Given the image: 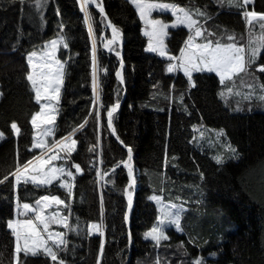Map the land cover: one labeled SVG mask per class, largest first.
I'll return each instance as SVG.
<instances>
[{"label": "trees", "instance_id": "trees-1", "mask_svg": "<svg viewBox=\"0 0 264 264\" xmlns=\"http://www.w3.org/2000/svg\"><path fill=\"white\" fill-rule=\"evenodd\" d=\"M165 1L206 10L211 18L205 17L204 23L225 41L228 35L239 38L246 32L243 10L227 0ZM103 4L108 17L123 31L125 83L115 76L119 58L103 48L102 35L110 38V28L89 5L105 105L98 127L95 116L88 115L93 99L91 40L79 0H47L42 9L35 6V0H0V130L4 133L0 138V264H15L14 237L6 222L15 217L16 190L14 177L7 181L3 177L16 167L17 147L21 162L38 151L31 148V114L39 105L25 79L26 54L39 51L45 41L62 34L70 48L61 45L58 52L67 62L66 75L55 137L48 138L49 144L86 116L88 122L76 134L77 151L72 154L84 169L76 174L71 202V222L79 217L80 231L66 233L68 248L60 251L59 257L66 264H98V257L99 264H156L158 258L160 264H195L196 259L204 264H264V100L250 106L224 99L220 94L223 85L215 73H194L193 87L182 71L166 72L169 60L145 50L147 38L130 0H103ZM253 8L264 11V0H252L247 9ZM168 32L167 49L178 56L189 30L178 26ZM254 63H264V50ZM249 73L264 83V72L252 67ZM117 98L121 103L114 124L120 139L133 148L137 176L129 223L124 219L128 210L126 169L112 171L126 158L127 149L108 129L106 117V107ZM13 120L21 128L18 136L11 130ZM201 128L206 129L204 141ZM214 132L219 133L227 150L210 145L208 141L218 144ZM217 155L223 157V163H217ZM97 168L109 173L105 181L113 182L99 181ZM153 193L186 205L181 217L184 231L170 228L168 239L159 246L145 238L157 219V206L149 199ZM43 194L66 196L58 182L40 188L29 183L19 188L22 202L34 203ZM101 196L106 242L99 256V237L87 234V223L101 219ZM19 264L58 261L39 251L35 255L21 253Z\"/></svg>", "mask_w": 264, "mask_h": 264}, {"label": "snow or ice", "instance_id": "snow-or-ice-1", "mask_svg": "<svg viewBox=\"0 0 264 264\" xmlns=\"http://www.w3.org/2000/svg\"><path fill=\"white\" fill-rule=\"evenodd\" d=\"M219 2V0H218ZM47 0H35V6L42 9ZM81 10L83 12L84 21L87 25L88 35L91 40V90H92V109L88 115L95 116L97 126H100L101 109L105 108L101 93L100 65L97 56V40L93 28V17L89 11V5H94L102 18L106 20V26L111 30L110 38L102 35L103 48L108 52L114 53L119 58V67L115 71V76L123 85L125 83L124 74V58L121 48L123 43V31L116 23H114L105 10L103 0H79ZM134 5L139 18L143 21V34L148 38L146 50L151 53H157L160 57H167L169 62L166 65V72L173 73L182 71L187 77L191 86H195L196 81L193 78L194 73L210 72L215 73L219 77L222 85L228 82H235L241 74L249 73L252 67L258 68L264 72V63L255 64L260 54V49L264 48V36L257 42L253 41L251 35L247 43L239 42L235 34L228 35L225 42L224 37L217 35L209 29L202 20L207 17L210 19L206 10L196 9L182 6L179 3H169L165 0H130ZM229 5H235L242 9V16L247 25L251 26V33L258 24L262 32H264V11H257L254 8L247 9L250 0H227ZM170 11L174 19L166 22L161 18H154L153 12ZM59 14V9H57ZM186 26L189 34L184 41V46L180 48L178 56L172 55L167 49L165 37L169 34V27ZM65 26L60 25L63 29ZM69 49L70 44L66 35H60L50 41L44 42V47L39 51H30L26 54V63L28 69L25 79L29 83L34 100L39 105V110L31 114V125L33 126L34 139L31 148L38 150L36 154H32L20 161L19 148L17 147L16 167L8 175L3 177L7 181L9 176L14 177L12 181L13 189L16 190L15 205L17 217L7 219L6 226L14 237L13 259L15 264H19L21 253L27 255L29 253L35 255L38 250L51 258L53 262L58 264H66L65 259L60 258L58 253L67 250L69 241L64 231L53 228V225L63 226L69 232L80 231L79 217L76 222H71L72 206L71 202L75 197V179L77 173H83L84 169L80 163L75 162L72 154L77 151L78 140L76 134L85 128L88 122L87 116L82 123H79L66 135L60 139H53V143L49 144L48 138L55 137V125L59 115V104L61 94L65 84L66 61L59 58L57 53L60 47ZM62 55V53H61ZM70 59V57H69ZM104 72L108 69L105 67ZM247 88L252 90L244 94L245 99H252L254 95L264 100V83L259 84L262 90L256 93L253 83H248ZM233 93L232 87H225L221 91V95ZM239 94V93H237ZM0 95L3 92L0 91ZM181 99L183 97L181 96ZM120 99L117 98L113 103L106 107L107 127L112 134L116 135V139L127 149L126 158L121 159L117 165L113 166V174L115 169L122 167L126 169L127 183L124 191L127 195V208L129 212L133 206V194L137 185V176L133 163V148L129 144L120 139L114 120L120 108ZM11 130L18 136L21 132L20 125L16 120L11 122ZM4 135L0 132V137ZM203 136V133H201ZM94 151L95 149H90ZM235 152V149L232 150ZM61 153L63 155H61ZM167 157V154H166ZM217 163H223V157L217 155L215 157ZM57 161H62L57 163ZM167 163V160L165 161ZM73 168L75 171H73ZM108 172H101L96 169V176L99 181L112 183L113 181H105ZM203 177V173L200 174ZM2 182V181H0ZM54 182L59 183V187L66 193L65 197L59 194H43L40 195L34 203L21 201L19 188L22 185L31 183L36 188L41 186H51ZM163 193V189L160 190ZM158 205L159 215L157 222L145 232V238L151 239L157 246L163 240L168 239L167 229L174 226L181 232L182 213L185 211L183 203H173L171 200H164L163 195L152 194L149 197ZM32 214V218H19L21 215L28 217ZM128 213H125L124 219L128 220ZM87 234L89 236L97 235L99 237V256L103 255L106 232L103 223V197L101 196V219L99 221H89L87 223ZM128 239L131 241L132 233L129 231ZM99 264V257H98ZM156 264H160L159 258ZM195 264H204L202 259H196Z\"/></svg>", "mask_w": 264, "mask_h": 264}, {"label": "rangeland", "instance_id": "rangeland-1", "mask_svg": "<svg viewBox=\"0 0 264 264\" xmlns=\"http://www.w3.org/2000/svg\"><path fill=\"white\" fill-rule=\"evenodd\" d=\"M252 0H250V2H251ZM165 2H169V3H178V2H174V1H165ZM182 5V4H181ZM249 5V4H248ZM247 5V6H248ZM90 6H93V7H95L94 5H91L90 4ZM182 6H185V7H188V8H191V9H193V10H196V9H200V10H202L201 8H196V7H194V6H186V5H182ZM246 6V7H247ZM138 14V13H137ZM139 16V15H138ZM169 16H170V18H169ZM153 17L154 18H161V19H164L166 22H170L172 19H174V17L172 16V14H171V12L170 11H165V12H160L159 10H156V11H154L153 12ZM141 20V19H140ZM141 22H142V33H143V28H144V24H143V21L141 20ZM202 22L204 23L205 22V20L203 19L202 20ZM171 27V26H170ZM169 27V28H170ZM178 27V26H177ZM184 27H186V26H184ZM251 26H247V29H246V32L244 33V34H242L239 38L238 37H236L237 38V40L239 41V42H242V43H247V41H248V39H249V36L251 35V37L253 38V41L254 42H257V41H259L260 39H261V37L262 36H264V32H262L261 30H260V28H259V25L257 24L256 26H255V28L252 30V32L250 33L249 32V28H250ZM110 34H111V30H110ZM111 36V35H110ZM146 37V36H145ZM147 38V37H146ZM147 40H148V38H147ZM147 40H146V46H147ZM50 41V40H49ZM225 42H227V41H225ZM146 46H145V50H146ZM263 50H264V48H261L260 49V54H259V56L257 57V59L260 57V55L262 54V52H263ZM147 51V50H146ZM149 52V51H148ZM151 53V52H150ZM155 54H157V53H155ZM57 55H58V53H57ZM158 55V54H157ZM163 58H166V59H168L167 57H163ZM248 83H253L254 84V89H255V92L258 94V93H260L262 90L259 88V84H260V82L259 81H257L256 80V77L253 75V74H250V73H246V74H241V76L240 77H238L236 80H235V82L233 83V82H228L227 83V85H223L222 86V89H221V91L222 90H224L225 89V87L227 86V87H232L233 88V93H231V94H228L226 91H225V94L222 96L224 99L225 98H228V100H232L233 102L234 101H236L235 102V104H238V105H246V104H249L250 106H253L254 104H252V102L253 101H256V100H258V101H263V100H261V99H259L258 98V95H254L253 96V98L252 99H245L244 98V94H246V93H248V92H250V91H252V90H250V89H248L247 88V84ZM237 93H239V94H237ZM205 128H201L200 130H199V132H200V134L201 133H203V136L205 135L204 134V132H205ZM0 132H2L1 130H0ZM34 132H35V130H34ZM214 135H217V137H216V140L217 141H215V142H217L218 144L217 145H215L214 143H213V141H208L209 143H210V145L211 146H214V147H218V146H220V148L221 149H223V150H227V147H225L223 144H221V136L219 135V133H217V132H214ZM209 136V135H208ZM3 137V136H2ZM2 137H0V138H2ZM201 138H202V140L204 141V138L201 136ZM61 155H63L62 153H61ZM62 161H57V163H61ZM154 194V193H153ZM155 194H157V193H155ZM125 195H126V193H125ZM152 195V194H151ZM150 195V196H151ZM157 195H161V194H157ZM126 197H127V195H126ZM164 200L165 201H167V199H165L164 198ZM173 203H182V202H179V201H174V200H171ZM154 202V201H153ZM155 203V202H154ZM156 204V203H155ZM157 206V210H158V205H156ZM184 207L186 208V205L184 204ZM159 215V211H158V213H157V216ZM15 217H17V212L15 213ZM19 218H32V214H29V216L28 217H24L23 215H21ZM156 222H157V219H156ZM155 222V223H156ZM154 223V224H155ZM53 228H57V230H60V231H64V232H68V230L67 229H64L63 228V226H56V225H53L52 226ZM170 228H175L174 226H170L168 229H167V232H168V230L170 229ZM149 230V229H148ZM147 230V231H148ZM168 237H169V232H168ZM150 239V238H149ZM39 251H42L43 252V250L42 249H40V250H38L37 252H39Z\"/></svg>", "mask_w": 264, "mask_h": 264}, {"label": "water", "instance_id": "water-1", "mask_svg": "<svg viewBox=\"0 0 264 264\" xmlns=\"http://www.w3.org/2000/svg\"><path fill=\"white\" fill-rule=\"evenodd\" d=\"M122 52H123V50H122ZM134 196H135V191H134V194H133V202H134ZM127 213H128V217H130V213H131V212H128V211H127ZM127 223H129V218H128V220H127Z\"/></svg>", "mask_w": 264, "mask_h": 264}]
</instances>
